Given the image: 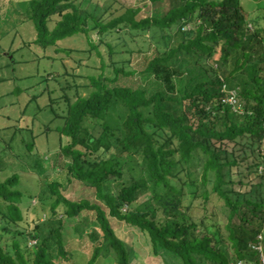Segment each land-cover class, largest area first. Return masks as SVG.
Returning <instances> with one entry per match:
<instances>
[{
	"label": "trees",
	"instance_id": "16d2710c",
	"mask_svg": "<svg viewBox=\"0 0 264 264\" xmlns=\"http://www.w3.org/2000/svg\"><path fill=\"white\" fill-rule=\"evenodd\" d=\"M83 1L29 0L34 42L46 47L96 31L112 52L105 39L123 30L139 37L178 26L176 42L147 58L143 87L116 84L123 70L114 68L112 79L90 76L88 96L67 106L58 130L60 150L70 159L65 183L93 188L98 203L67 199L66 185L53 180L47 223L38 215L28 221L16 203L19 175L0 180L5 231L13 234L10 241L0 237V264H61L55 254L65 261L72 256L69 230L91 242L84 264H131L109 218L146 233L155 255L167 251L182 264H263L251 245L261 235L264 252V0H249L262 11L255 16L241 0H172L166 12L144 15L121 6L116 16L118 9L110 13L115 2L88 9ZM90 46L100 57L98 45ZM232 90L236 112L226 102ZM195 206L202 213L194 217ZM87 214L89 231L82 227Z\"/></svg>",
	"mask_w": 264,
	"mask_h": 264
},
{
	"label": "rangeland",
	"instance_id": "374dc122",
	"mask_svg": "<svg viewBox=\"0 0 264 264\" xmlns=\"http://www.w3.org/2000/svg\"><path fill=\"white\" fill-rule=\"evenodd\" d=\"M171 1L154 4L150 0H84L83 6L91 8V3H98L105 8L115 2L110 13L125 6L139 7L144 15L157 10L166 12ZM241 4L245 12L252 13L251 16L262 12L259 5L249 0H241ZM28 11L29 0H0V180L17 173L22 197L16 203L22 212L25 211L28 221L38 215L41 223L45 224L50 202L48 185L53 180L66 185L61 188V193L67 199H86L98 203L93 188L75 180L68 185L65 183V167L70 159L60 150L58 130L63 126L68 104L78 97L88 96L90 76L102 73L104 77L112 79L115 77L114 68L123 70L117 75L116 84L143 87L145 79L141 73L147 58L155 50L162 55L175 44L178 26L173 30L151 28L139 37L123 30L121 34L105 39L112 52L105 43L99 42L96 31L88 36L79 32L43 47L34 42L36 30L33 21L27 19ZM121 12L118 9L113 16ZM54 22L55 19L49 23L51 29ZM186 28L188 30L190 26ZM92 41L98 45L100 57L92 50ZM100 60H103L104 69H101ZM213 64L217 68L218 62L213 61ZM238 105L233 108L235 112L239 111ZM62 139L64 143L67 142L66 138ZM198 172L199 169L193 176H197ZM185 189L189 191L187 187ZM7 212V203L0 199V237L10 241L13 234L5 231L7 223L4 214ZM190 213L195 217L202 213V209L195 206ZM82 220L83 228L92 226L89 214L83 215ZM109 221L115 234L125 242L131 264H182L177 256L167 251L160 250L155 255L146 233L114 218H109ZM77 226L81 227V224ZM19 228L27 230L26 223L21 222ZM47 230L45 228V232ZM31 242L33 245L35 241ZM66 247L72 256L65 261L55 254L56 262L84 264L91 253V242L87 235L79 238L70 230L66 235ZM247 264H255L254 259Z\"/></svg>",
	"mask_w": 264,
	"mask_h": 264
},
{
	"label": "built area",
	"instance_id": "2783aa9c",
	"mask_svg": "<svg viewBox=\"0 0 264 264\" xmlns=\"http://www.w3.org/2000/svg\"><path fill=\"white\" fill-rule=\"evenodd\" d=\"M187 28L184 27L183 30H186ZM227 96H229L230 98H228ZM227 96H226V102L232 106V108H234L235 105H238L237 103V97H236V92L234 90L232 91H227ZM259 238V242L258 243H254L251 245V249L253 251H256L259 253V256H260V260L262 261V263L264 264V258H263V248H262V243H261V240H262V236L259 235L258 236ZM233 264H247L246 262L244 261H236L234 262Z\"/></svg>",
	"mask_w": 264,
	"mask_h": 264
}]
</instances>
